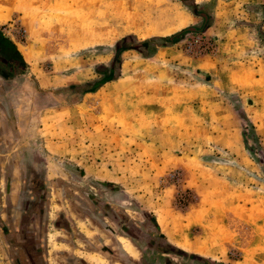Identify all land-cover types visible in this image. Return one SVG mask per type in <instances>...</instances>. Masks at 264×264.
Instances as JSON below:
<instances>
[{
	"label": "rangeland",
	"instance_id": "374dc122",
	"mask_svg": "<svg viewBox=\"0 0 264 264\" xmlns=\"http://www.w3.org/2000/svg\"><path fill=\"white\" fill-rule=\"evenodd\" d=\"M201 13L204 30L164 46ZM0 17V39L34 56L0 70L24 74L11 87L49 138L4 175L0 264H44L48 233L55 263L63 215L84 213L180 264H264V0H0ZM104 67L118 78L83 92Z\"/></svg>",
	"mask_w": 264,
	"mask_h": 264
},
{
	"label": "crops",
	"instance_id": "0c3cea01",
	"mask_svg": "<svg viewBox=\"0 0 264 264\" xmlns=\"http://www.w3.org/2000/svg\"><path fill=\"white\" fill-rule=\"evenodd\" d=\"M3 49L6 50V47L2 43L0 44V51ZM3 57L10 59L0 55V59ZM23 76L24 74L18 72L12 75H4L2 70H0V194L4 191L5 186L7 187L4 175L6 170L12 169V167L9 168L8 166L13 164L12 171L15 170V165L11 161L12 158L19 156L25 158L26 164H32L30 158H32L34 150L37 152L43 151L48 156V145L44 144L49 141L48 136L44 139L41 136L39 138L40 142H38L37 138L36 141L32 139L34 138L31 135L33 130L30 118L32 104L28 106L27 98L20 97L25 95L26 92L23 90V85L19 86L21 90L17 96V93L14 92L15 88L11 87V85L21 82ZM34 143H36V149H34ZM2 158H6V161L1 162ZM36 166L39 168L38 165ZM19 172H22V169ZM84 215L81 220H77L73 215L72 218L63 215L66 218V223L59 224L56 228L59 231V237L56 242L58 248L56 251L53 249L55 263H52L50 259L52 253L50 249L52 244L50 243V238H48L50 233L46 235L48 241L44 264H180L177 263L175 256H170L172 254L168 251L152 246H140V235L129 234L127 229L129 221L125 225L123 220H119L116 215L109 214L107 216L103 214L98 216L102 221L100 222L101 224H98L90 214L84 213ZM151 216L153 217V215ZM154 218L156 219L155 216ZM96 224L100 227L99 231L96 229ZM135 224L138 226L137 223ZM158 225V232L164 240L177 247L178 245L170 240L160 223ZM74 231L79 237L74 234ZM78 240L82 241L83 244H80ZM124 240L131 245L126 247ZM179 248L181 247L179 246ZM181 250L184 251L185 249ZM184 252H188L187 254L190 256L199 254L189 250ZM188 260L184 264H234L214 259H207L202 263Z\"/></svg>",
	"mask_w": 264,
	"mask_h": 264
},
{
	"label": "trees",
	"instance_id": "16d2710c",
	"mask_svg": "<svg viewBox=\"0 0 264 264\" xmlns=\"http://www.w3.org/2000/svg\"><path fill=\"white\" fill-rule=\"evenodd\" d=\"M196 6V5H195ZM197 14H199V13H197ZM201 15L205 18V20H204V23L201 25V27H198V26H190V27H187V28H185V29H183L182 31H180V32H178V33H176V34H174V35H171V36H168V37H161V38H163L165 41H166V44H164V46H167V45H169L170 43L172 44V43H175L177 40H178V38L182 35V34H184V33H186V32H191V31H193V32H199V31H202V30H204V28H206L207 27V25H208V23H209V20H210V18H209V15H207V13H201ZM145 42L146 41H143L142 43L143 44H145ZM4 44V46L6 47V50L8 49V51H6V50H2V51H0V52H2V54H4V56H6L7 58H10V59H6L5 57H3L1 60H3V62L6 64V66H11V65H13V63L14 62H21L22 64H24V59H23V57H22V55H21V53L19 52V50L17 49V48H13V46H12V41H8L7 39H5V38H2V39H0V44ZM142 43H140V44H142ZM169 43V44H168ZM9 47H10V49H9ZM127 49H129V47H125L124 48V50H127ZM140 52H143V49L142 48H140ZM9 56V57H8ZM120 57H121V54H120V52H118L117 54H116V56L114 57V59L112 60V62H111V66L113 67V68H117V67H120L121 66V59H120ZM104 68H106V70H105V72L104 71H100V72H102V74H103V77H102V79H100V80H98V81H94V82H90L89 84H88V88L86 89V90H84L83 92H85V93H87V92H94V91H96L97 89H99L101 86H103L105 83H107V82H109V81H112V80H115V79H117L118 78V76H116V74H108V72H107V67H104ZM11 71H6L5 69L4 70H2V73H4V75L5 74H7V75H12L11 73H10ZM110 72V71H109ZM245 116V115H244ZM245 118H246V116H245ZM256 136V135H255ZM153 218V221L155 222V226H156V228L157 229H159V225H158V223H157V221H156V219L154 218V217H152ZM167 244H169V246L171 247H173V245H171L170 243H168L167 242ZM174 248V247H173ZM176 248V247H175ZM161 249V248H160ZM161 250H165V249H161ZM165 251H168V250H165ZM194 256H197V255H194ZM197 257H199V258H203V257H200V256H197Z\"/></svg>",
	"mask_w": 264,
	"mask_h": 264
},
{
	"label": "bare ground",
	"instance_id": "6f19581e",
	"mask_svg": "<svg viewBox=\"0 0 264 264\" xmlns=\"http://www.w3.org/2000/svg\"><path fill=\"white\" fill-rule=\"evenodd\" d=\"M2 18V17H0ZM1 21V19H0ZM189 23V18L187 16H178L177 18V22H176V27L177 28H183L185 27L187 24ZM20 50L22 51V53L25 55V57L27 58L28 61H32L34 59V56L32 54V52H25V49L23 47H19ZM203 250V249H202ZM204 251V250H203ZM206 251V250H205ZM210 254V253H209Z\"/></svg>",
	"mask_w": 264,
	"mask_h": 264
},
{
	"label": "flooded vegetation",
	"instance_id": "af4514ba",
	"mask_svg": "<svg viewBox=\"0 0 264 264\" xmlns=\"http://www.w3.org/2000/svg\"><path fill=\"white\" fill-rule=\"evenodd\" d=\"M17 63H18V62H17ZM17 63H16V62H14V63H13V66H16V64H17ZM32 264H33V263H32Z\"/></svg>",
	"mask_w": 264,
	"mask_h": 264
}]
</instances>
